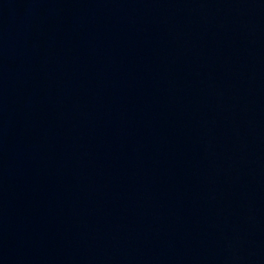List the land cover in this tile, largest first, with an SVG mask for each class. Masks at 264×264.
Segmentation results:
<instances>
[{
	"label": "water",
	"instance_id": "water-1",
	"mask_svg": "<svg viewBox=\"0 0 264 264\" xmlns=\"http://www.w3.org/2000/svg\"><path fill=\"white\" fill-rule=\"evenodd\" d=\"M0 264H264V0H0Z\"/></svg>",
	"mask_w": 264,
	"mask_h": 264
}]
</instances>
